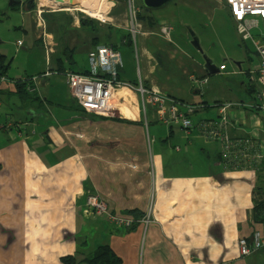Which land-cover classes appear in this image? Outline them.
Segmentation results:
<instances>
[{
	"label": "crops",
	"instance_id": "crops-1",
	"mask_svg": "<svg viewBox=\"0 0 264 264\" xmlns=\"http://www.w3.org/2000/svg\"><path fill=\"white\" fill-rule=\"evenodd\" d=\"M132 1L136 32L126 29L132 11L128 0H107L105 23L47 0H35L33 8L21 2L11 8L8 0H0V15L6 18H0V73L17 81L36 76L30 94L37 97L20 98L13 84L0 88V108L4 98L16 95L21 111L15 121L0 125V264H64L61 257L79 259L99 245H108L122 264H257L259 254L264 264V248L240 256L237 245L254 229L264 240V222L253 221L254 205L264 200V158L261 168L235 170L219 161V142L201 128L205 120L224 116L229 138L257 137L264 148V124L256 108L257 61L249 58L244 69L238 62L228 71L247 78L239 83L246 99L214 102L216 116L206 118L199 113L210 107L203 100L210 73L190 44L184 21L177 22L178 27L171 21L186 9L206 20L216 14L224 20L225 11L235 30L224 1L173 0L159 13L154 8L145 11L141 0ZM39 5H45L40 16L55 43L48 56L38 37ZM15 11L19 21L10 26L27 38V46L40 45L46 68L11 69L24 42L17 45V38L10 48L2 31ZM163 25L170 27L168 35L160 33ZM100 45L117 54L121 64L116 79L129 84L114 89L108 116L75 108L63 77L44 75L46 70L88 71L89 52ZM123 45L134 56L133 70L130 52L119 48ZM237 59H242L241 50ZM219 66L217 72H224L226 65ZM138 86L172 100L189 116L192 127L184 131L167 120L168 113L161 118ZM124 91L133 97L136 117L121 114L120 108L130 103L119 97ZM30 109L32 115H26ZM23 122L31 125L21 134L15 126L7 127ZM192 154L197 162L190 160ZM93 193L106 203V212L134 218L132 225L116 226L104 213L86 211V196ZM149 205L146 223L142 219ZM96 215H104L105 225L90 246L84 227H89L86 220L96 221Z\"/></svg>",
	"mask_w": 264,
	"mask_h": 264
},
{
	"label": "built area",
	"instance_id": "built-area-1",
	"mask_svg": "<svg viewBox=\"0 0 264 264\" xmlns=\"http://www.w3.org/2000/svg\"><path fill=\"white\" fill-rule=\"evenodd\" d=\"M23 2L24 0H18ZM230 18L235 23L237 34L244 41H249L253 47L254 54L257 58V84L258 90L256 95V108L261 114L260 122L264 124V0H223ZM129 2V0H128ZM45 5H39L36 9L38 37L42 41L45 55L52 51V46L55 45L51 41V35L45 33L44 21L41 18L42 8ZM52 5L47 6L49 9ZM53 7V6H52ZM132 10V9H131ZM131 12V17L134 19V11ZM106 13L98 17L100 23L107 22ZM162 35H168L170 27L163 25L159 27ZM131 32H136L133 27ZM21 41H17L20 45ZM88 63L90 69L88 73L46 70V76H61L65 84L69 88V93L73 100L82 107L84 111L94 113L99 116H108L111 114V98L114 89L129 87L128 83L116 79V67L120 66L121 62L117 54L112 48L106 45H100L89 52ZM224 66L220 65L219 70H223ZM36 76L26 80H11L0 73V88L7 84L16 83L22 84L24 90L28 93L34 91V87L30 81H34ZM136 89V88H135ZM139 94L146 100L156 106V113L163 118L165 113H168L167 120L176 122L184 130L192 127V122L189 116L182 111H179L172 100L159 94L155 91L143 89L138 86ZM142 103V102H141ZM143 105V103H142ZM226 106L221 108L224 111ZM191 111V108L188 109ZM225 112V111H224ZM226 119L222 116L220 119L205 120L201 124L204 130V135L208 138L219 137L222 145V158L226 165L233 167H254L261 163L264 158L263 144L257 137L254 138H229L226 134ZM262 124V125H263ZM30 122H23L19 125L7 124L8 128L16 127L17 133L21 134L23 130L30 127ZM86 211L106 214L107 220L121 227H130L134 219L129 216L116 215L106 212V203L96 194H88L86 196ZM150 205L147 209V215L142 219L144 222H149ZM238 251L240 256L249 255L259 249L264 248V240L261 233L254 229L248 238H239Z\"/></svg>",
	"mask_w": 264,
	"mask_h": 264
},
{
	"label": "rangeland",
	"instance_id": "rangeland-1",
	"mask_svg": "<svg viewBox=\"0 0 264 264\" xmlns=\"http://www.w3.org/2000/svg\"><path fill=\"white\" fill-rule=\"evenodd\" d=\"M105 1L107 4V0ZM172 1L173 0H170L166 2L164 5H162L161 7L154 8L156 9L155 10L156 13L167 10L169 7H171L170 5H172L171 4ZM61 6L62 7L64 6L65 7L64 9L74 7L73 5L69 3H63L61 4ZM131 6H133V1L129 0L130 10L131 8H133ZM184 11L185 12H181L178 15V17L172 20L171 22L177 26L178 24L179 25L181 24L177 22H180L181 20H183L185 24V25L183 24L184 26L191 27L194 30L195 35L197 36L199 40V44H200L202 51L212 60V63L217 68L220 63H223L226 65V69L224 70V72L219 71L216 73L208 74V82H206L203 85L204 86L203 87V92H204L203 100H205V102L210 107L205 109L204 114L202 113V111L199 114H201L202 116L206 118H210V117L216 116L215 110L217 109L218 106L216 107L212 106V105H215L214 102H218V101L221 103L240 102L239 100L246 99V95L244 94L243 87L239 85V83L240 82L246 83L247 78L243 76L240 77L239 74H232V73L229 74L228 71H230V69L232 68H236V63L238 62H241V67L244 69V66L249 63L248 61L249 58H252V57L255 58L252 61L253 63H256L257 58H256V55L253 53V48L251 44L248 41H245V42L241 41L239 36L236 34L234 27H231L230 21L227 20L228 18H227L225 11L222 12L223 19L224 20L226 19L225 21L220 18L219 14H216L213 17V20L211 19L206 20L203 17H200L197 12H194L193 9H186ZM0 18L3 20H6V18H4L2 15H0ZM8 18L10 20L9 25L6 28H3L2 35L5 37L7 42L9 41L11 43L9 47L11 48L14 45V42L17 38H19L21 42H24V45L18 48L19 56L18 58H15L13 60L11 64V69L14 68L15 66L21 67L23 65H26V67H28L29 69H33V70L46 68V65H45L46 62L44 60L43 52H42L40 45L35 44V45L27 46V42H28L27 38L22 36L17 31L13 30V28L10 26L12 24H15L17 21H19L18 12L17 11L11 12ZM228 23H229V27H228ZM133 25H135L133 18L128 16V25L126 26V29L130 30V28L133 27ZM173 34H174V31H173ZM119 48L120 49L122 48L121 50H125V51H127L128 49V51L130 52V60H131L130 69L133 70L135 67L136 61L134 59V56L132 55L131 50L126 45H123L122 47H119ZM188 48L191 50V47L188 46ZM240 50L242 51L241 60L237 59V56L240 55ZM128 51H127V54H128ZM12 54H14L13 51H12ZM2 102L3 104L0 108V125H3V122H7V120H9V122L15 121L17 119L18 114L21 113L19 109L20 101L16 95H12L9 98H4ZM115 115L116 113H113L111 116H115ZM257 115H258V118H261L260 113H257ZM190 160L192 162L198 161V159L193 154ZM104 215L106 216V214ZM104 215H101V216L96 215V218H95L96 221H93V223H90L91 222L90 220H86V222L89 224V227L88 226L84 227L85 231L87 232L86 234L87 245L91 246L92 240L98 237L99 231H102V228L105 225ZM116 215H121V214H116ZM123 216H127V215L123 214ZM98 226L100 228L96 230L95 227H98ZM78 239H79L80 244L82 245L81 234H79ZM260 251L256 253L259 254ZM260 257L262 258V256H260L259 254L258 260L255 261L257 264H261V261H263Z\"/></svg>",
	"mask_w": 264,
	"mask_h": 264
},
{
	"label": "trees",
	"instance_id": "trees-1",
	"mask_svg": "<svg viewBox=\"0 0 264 264\" xmlns=\"http://www.w3.org/2000/svg\"><path fill=\"white\" fill-rule=\"evenodd\" d=\"M35 0H24L22 2L23 5H25L28 8H33ZM19 3L18 0H14L11 4V8H15L17 4ZM136 18L138 20L144 19L143 15L136 14ZM151 24V23H150ZM1 60V59H0ZM1 64V63H0ZM3 66L0 65V69H2ZM56 71V70H55ZM59 73H63V71H57ZM3 73V72H2ZM82 73H88L82 72ZM133 86V85H132ZM15 91L14 93L19 96L20 98H27V99H34L36 100L37 97L31 95L30 93H27L23 86L16 83L15 84ZM75 108H79L81 110L82 107L78 105L77 103L74 105ZM214 140H217L219 142V151H218V158L219 161L223 164H225V160L222 158V145L221 140L219 137H214ZM262 162V161H261ZM235 170L241 169L242 167H233L232 165H229ZM261 165H257L254 167H260ZM248 169V168H245ZM258 171H256L257 173ZM253 221L254 222H264V200L257 201L256 204L253 207ZM60 261L64 264H122L121 259L112 251V249L108 245H99L95 248V250L90 253L89 255L83 256L79 259L76 258L74 255H66L60 258Z\"/></svg>",
	"mask_w": 264,
	"mask_h": 264
},
{
	"label": "bare ground",
	"instance_id": "bare-ground-1",
	"mask_svg": "<svg viewBox=\"0 0 264 264\" xmlns=\"http://www.w3.org/2000/svg\"><path fill=\"white\" fill-rule=\"evenodd\" d=\"M63 1L64 3H69L73 5L75 9H78L82 11L83 13L89 16H92V17L101 16L104 13L105 8L107 7L105 0H63ZM47 2L49 1L47 0ZM123 93H121L119 97H123L127 99V101L130 103H129V106H122L120 108L121 114L126 117H130V118L136 117L135 107L133 106V103H134L132 99L133 97L132 98L129 97L125 91Z\"/></svg>",
	"mask_w": 264,
	"mask_h": 264
},
{
	"label": "water",
	"instance_id": "water-1",
	"mask_svg": "<svg viewBox=\"0 0 264 264\" xmlns=\"http://www.w3.org/2000/svg\"><path fill=\"white\" fill-rule=\"evenodd\" d=\"M14 0H8V5H11ZM52 5L61 7V4L64 3L63 0H48ZM170 0H141V4L145 11L148 9L158 8L164 5L166 2ZM186 29L188 31V35L190 37V44L192 47H194L200 54L203 60V68L208 73H215L218 71V68L212 63V60L202 51L199 40L195 33L190 29V27L186 26ZM32 109L28 111H24L26 115H32L31 113Z\"/></svg>",
	"mask_w": 264,
	"mask_h": 264
}]
</instances>
